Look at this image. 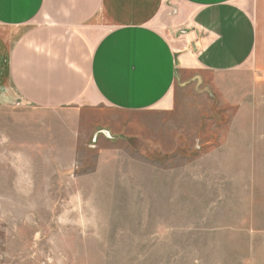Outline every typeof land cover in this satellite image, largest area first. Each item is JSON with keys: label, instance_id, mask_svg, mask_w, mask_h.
Returning <instances> with one entry per match:
<instances>
[{"label": "rangeland", "instance_id": "1", "mask_svg": "<svg viewBox=\"0 0 264 264\" xmlns=\"http://www.w3.org/2000/svg\"><path fill=\"white\" fill-rule=\"evenodd\" d=\"M252 263L264 264V76L251 65L193 73L150 112L0 107V264Z\"/></svg>", "mask_w": 264, "mask_h": 264}, {"label": "crops", "instance_id": "2", "mask_svg": "<svg viewBox=\"0 0 264 264\" xmlns=\"http://www.w3.org/2000/svg\"><path fill=\"white\" fill-rule=\"evenodd\" d=\"M166 2L0 0V107L144 113L169 108L198 71L264 76V0Z\"/></svg>", "mask_w": 264, "mask_h": 264}]
</instances>
